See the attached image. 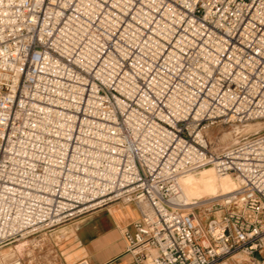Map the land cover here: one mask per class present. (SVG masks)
I'll list each match as a JSON object with an SVG mask.
<instances>
[{"label":"built area","instance_id":"2783aa9c","mask_svg":"<svg viewBox=\"0 0 264 264\" xmlns=\"http://www.w3.org/2000/svg\"><path fill=\"white\" fill-rule=\"evenodd\" d=\"M256 122L264 0H0V248L119 201L135 264H264ZM204 167L235 186L184 199Z\"/></svg>","mask_w":264,"mask_h":264},{"label":"crops","instance_id":"0c3cea01","mask_svg":"<svg viewBox=\"0 0 264 264\" xmlns=\"http://www.w3.org/2000/svg\"><path fill=\"white\" fill-rule=\"evenodd\" d=\"M138 216L133 203L117 201L75 219L72 224L79 245L70 259H86L90 264H135L124 253L123 232Z\"/></svg>","mask_w":264,"mask_h":264},{"label":"rangeland","instance_id":"374dc122","mask_svg":"<svg viewBox=\"0 0 264 264\" xmlns=\"http://www.w3.org/2000/svg\"><path fill=\"white\" fill-rule=\"evenodd\" d=\"M238 128L242 133L249 134L258 130H263L264 122L248 123L244 126H239ZM208 137L209 140H211L212 142L213 148H217V149L224 146L225 144H228L234 138L233 132L231 131V127L228 125H214L209 129ZM204 168H208V167H204ZM204 168H201L195 172H188V173L195 174L192 176L196 178L204 177L206 176V174L205 175L199 174L200 171L203 170ZM212 171L215 172L213 169ZM215 174H213V177L215 181L216 180L218 181V182L216 181V186H217L216 194L222 193L223 190H221L222 185L220 184V181L224 177L225 178L228 177L225 175H218L216 172ZM228 179L232 181L230 178ZM182 185L184 186V184ZM192 198L194 197H191L190 199ZM96 209L90 210L77 217H74L67 223H64L62 225H57L50 230L43 231L34 237H30L27 239L26 242L25 241L16 242L13 243L12 245L2 247L0 248V253H6L9 250H13L14 255L20 254L24 256L26 264H74L77 261L71 260L70 255L72 252L76 251L77 246L79 245V238L75 235L76 229L73 226L72 222L75 219ZM204 223H205V216L202 215L201 224ZM8 258L10 257H7L5 259Z\"/></svg>","mask_w":264,"mask_h":264},{"label":"bare ground","instance_id":"6f19581e","mask_svg":"<svg viewBox=\"0 0 264 264\" xmlns=\"http://www.w3.org/2000/svg\"><path fill=\"white\" fill-rule=\"evenodd\" d=\"M212 169H213L212 167H208V168H204L203 170H201L200 173L198 171L199 174H203V175L206 174V176L204 177L196 178L192 176L195 174H191L188 172L180 177L179 181L181 183V189L183 193L182 195L184 199L189 200L191 197L200 198V197H204V195H207V196L215 195L217 193L216 192L217 191V186H216L217 180L215 181L213 177V174H215V172H213ZM225 176L230 178L232 181H230L228 178H225V177L220 181V184L222 185L221 190H223V192H226L235 186V182L233 181V179L229 175H225ZM182 184H184V186ZM27 254H30V253H27ZM1 256L3 259H5L7 257H11V256L13 257L15 255L13 253V250H9L6 253H1Z\"/></svg>","mask_w":264,"mask_h":264}]
</instances>
